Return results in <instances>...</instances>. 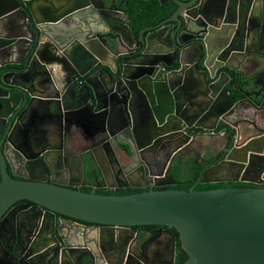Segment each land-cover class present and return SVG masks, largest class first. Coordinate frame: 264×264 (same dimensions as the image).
<instances>
[{"label": "water", "instance_id": "water-1", "mask_svg": "<svg viewBox=\"0 0 264 264\" xmlns=\"http://www.w3.org/2000/svg\"><path fill=\"white\" fill-rule=\"evenodd\" d=\"M127 2L0 0V224H8L13 235L10 244L0 238V252L5 247L12 256L3 263L35 264L45 256L47 264H127L130 255L136 264H149L132 250L101 258L87 244L78 249L59 239L55 231L73 218L100 236L109 229L125 232L138 249L144 243L140 247L139 232L131 227L160 226L172 237L167 264L175 260L174 231L187 254L183 264H264V186L145 189L166 176L182 149L201 144L209 153L220 138L224 157L205 166L198 180L263 183L264 0H172L168 17L138 33L131 18L123 31L125 19L107 16ZM86 75L79 85L76 79ZM37 87L40 93L33 92ZM34 96L45 103V123L55 130L98 127L83 144L98 141L101 148L111 138L129 161L137 152L166 148L163 175L148 172V182L136 185L144 190L128 194L83 191L53 174L49 182L34 177L37 166L47 175L53 154L44 138L33 146L27 137L32 126L23 120ZM218 122L226 133H214ZM196 128L203 132H188ZM17 130L20 147L12 144ZM76 143L68 138L70 148ZM17 158L30 171H16ZM27 206L39 216L17 215V227L25 221L40 227L26 244L4 220ZM46 213L51 222L43 228L38 217Z\"/></svg>", "mask_w": 264, "mask_h": 264}, {"label": "flooded vegetation", "instance_id": "flooded-vegetation-1", "mask_svg": "<svg viewBox=\"0 0 264 264\" xmlns=\"http://www.w3.org/2000/svg\"><path fill=\"white\" fill-rule=\"evenodd\" d=\"M154 1L159 5L168 4L173 6L172 0H159V2H157L156 0ZM161 2H163V4ZM256 5L258 6L259 2ZM118 8H119L118 9L119 12L122 13L113 14L107 12V16L116 15L121 19H125L124 23L121 24V29H123V31L128 30L130 27L126 19L127 17L131 18L130 14L126 9H124V6H122L121 3L119 4ZM142 28L144 27H140V28L139 26L136 27L135 32L137 31V29L141 30ZM97 69L98 66H96V69L94 70ZM91 73L92 71L89 72L88 75H90ZM88 75L76 79L79 85L82 86L86 83L85 79ZM220 100L222 102H225V99L223 97H221ZM139 113L141 112L138 110V112H136L135 114L136 115L135 120H138V118L140 117ZM30 120L31 119L27 118L26 120H23V123L28 124ZM222 128H223L222 125L220 124V122H218L216 129L214 130V133L218 131H222V133H226L227 130L224 131ZM30 129L32 130V132L34 131V129L29 128L27 130V137L31 142V144H33V146H36L38 140L37 138L32 136L31 132H28ZM83 129H84V125L81 124H78V126L67 125L64 126V128L56 129V134L58 138H60L59 141H61V143H59L58 145H53V146L51 145V147H48L49 149L48 151H50L53 154L50 160V166L46 168L47 175L45 176L43 174V170L39 166L35 168L32 175L38 178L39 180H45L49 182L50 174L51 175L53 174L52 177L55 180L64 182L67 184V186H70L72 188H78L83 191L85 189H89V191H96L98 189L138 188L136 187V185L139 184L142 185L148 182V177H147L148 172L153 174L157 173L163 175L162 172L164 171V165L165 166L167 165L169 161L168 159L170 158L169 157L170 152L169 150H166V148L153 147L150 150H145L139 153L137 152L133 155V157L129 161V159L124 157L123 147H121L122 146L121 143L116 144L115 141L111 138H106L107 140L102 142L104 145H106L105 147H101V148L98 147L97 146L98 141L91 143L88 141L84 143L86 145L84 147L83 142H85L86 139H89L90 136H93L94 133L98 131V127L95 126L94 130H92L91 132L89 131V134L86 135L84 134ZM261 129L264 130V126H261ZM188 132H191V134H196L198 132H203V129L201 128L189 129ZM15 133L17 136L14 135V137L12 138V144L13 146L16 145V147H20L22 137L20 133H18V130ZM222 135L224 136V134ZM243 135H245V133ZM71 137H74V140L77 141L76 146L73 148H70L68 144V138L70 139ZM94 137L98 139L97 136ZM83 138L86 139L83 141ZM224 142L225 139L220 138L219 143L214 145L209 153L205 152L206 148L204 146H201V144H194L190 147H186L182 149V151H180L175 156L171 164H169V168L173 163L177 161L182 162V164L184 165L190 164L191 162H195L197 164L196 169L198 165H201L199 170L209 164L216 163L217 161L221 160L224 157V152L220 151L221 148L223 147ZM101 149L103 151H101ZM7 168L9 171V166H7ZM26 168H27L26 163L22 165V161H20L17 158L14 164V169L16 171L25 174L28 171H30L29 169L27 170ZM193 173L195 174V172ZM13 177L17 178V176H13ZM163 179L164 177L160 176V178L155 181L157 185H150L149 188L151 186L159 187L165 185L166 181H164ZM227 182H238V181H227ZM123 183L127 184L128 186L118 187L119 184L122 185ZM246 183H251V182H246ZM112 184L116 185L117 187L109 188L108 185H112ZM251 184H255V183H251ZM255 185L264 186V181L262 184H255ZM138 189H144V188H138ZM17 204L22 205V202H17ZM28 207L30 206H27L25 210L23 209L20 210V208H16L13 213L9 212L8 215L6 214L7 213L6 211L2 215V217H5L7 215L4 221H9L13 226H16V229L18 228V232L21 233L20 235L21 238L24 239L23 243L26 244L34 239V237L37 234V226L40 227L39 222H37V224L33 227V225L31 226L30 222H26V221L23 223V226L19 225V227H17V223H18V219L16 222L17 215H19L18 218H22V219L23 217L25 218L24 216L25 214H32L31 216H35V217L39 216L37 210H33V209L29 210ZM58 217L59 214H56L55 215L56 221ZM40 220L43 222L41 224V227L43 228L46 226L48 227L51 222V218L47 213L38 217V221ZM7 225L8 224H6L3 221L0 224V238H2V243L4 241L7 242V244H10L13 235H11L12 230L8 228ZM57 225L59 224L56 223V227ZM89 225L91 224L88 223L84 224V222L80 220L68 218L67 221H64L63 225L60 226L61 227L60 231H55V232L56 235L59 237V239H60V235L63 236L64 240H66V243L68 242V243L79 244V246L77 247L78 249L86 248L84 246L89 245L91 248H94V251L98 254V257L101 258L102 256H109L111 253L114 252L119 253L122 250L124 252L126 251V254L129 255L128 250H132L134 253H136L141 257L145 256L144 258L146 259L147 256L143 254L144 250L142 249H144V247L148 245L147 243H149V239H147L145 235L147 232L152 233L153 230L160 231L157 230L160 226H155V225L131 227L133 230L139 232L137 243L140 244V247L144 243L142 248L138 249L136 245L134 244L130 245V243H128L127 237L129 235L126 234L125 232L116 233L114 230L109 229L102 231L103 235L100 236L97 235V232L96 235L93 234L94 230L97 231L96 229L87 230L88 228H85L88 227ZM171 229L173 230V228ZM160 232H165V231H160ZM174 233H175V251H176V243L178 238H177V233L175 231ZM115 236H117V238H115ZM1 251L2 252H0V264H4L3 263L4 260L5 261L7 260L8 262H12L11 261L12 256H10L7 249L4 247V249H2ZM17 251L20 252L19 250ZM167 252H169V260H170L171 252H172V242ZM77 255L78 254H76V256ZM112 261L114 262V260ZM71 264H77V262L73 261L71 262ZM127 264H136L135 260L130 255Z\"/></svg>", "mask_w": 264, "mask_h": 264}, {"label": "trees", "instance_id": "trees-1", "mask_svg": "<svg viewBox=\"0 0 264 264\" xmlns=\"http://www.w3.org/2000/svg\"><path fill=\"white\" fill-rule=\"evenodd\" d=\"M124 9H126L132 21L140 27L153 25L160 21L163 18L168 17L174 7L172 5H159L158 3L154 2V0H128L126 8L124 6ZM196 163L191 162L190 166V174L191 177L187 178L186 180L179 181L174 175L173 170L171 169V166L169 168L168 173L164 177V181H166L165 185L156 187L151 186L148 189H167V188H175V189H189L191 186H193L194 189H212L217 187H256L257 185L246 183V182H217V183H201L198 178L199 174L202 171L203 168H201L198 171V174L194 176V173L196 171ZM176 171V170H174ZM193 177V178H192ZM174 182V183H169ZM144 189H138V188H118V189H98L95 192L97 193H104V194H128V193H134L143 191ZM84 191L89 192V189H85ZM187 258V254L185 251L181 248L179 240L177 239L176 243V254H175V260L174 264H183L184 261Z\"/></svg>", "mask_w": 264, "mask_h": 264}, {"label": "crops", "instance_id": "crops-1", "mask_svg": "<svg viewBox=\"0 0 264 264\" xmlns=\"http://www.w3.org/2000/svg\"><path fill=\"white\" fill-rule=\"evenodd\" d=\"M159 2V0H156ZM120 2V0H118ZM155 2V1H154ZM171 3V2H169ZM173 4V3H172ZM223 5V3H222ZM49 6V5H48ZM122 12H119V14ZM123 16V14H122ZM145 27V26H144ZM140 30L137 29L136 33H138ZM99 79H98V84H99ZM101 85H98L100 87ZM32 90H34L32 88ZM38 90H40L39 87H37L33 92L34 93H40ZM99 90V89H98ZM40 98L39 96H34V100H32V103L30 105V108L27 110V113L25 114L24 120L31 119L30 120V125L34 131L30 129L28 132H31L32 136L35 138L41 137V139L44 138L45 142L48 143L49 146L53 145H58L61 143L60 138H58L56 134L55 128L53 129L50 125L47 123L45 124V115L48 114L43 107L45 103L39 102L36 99ZM29 111V112H28ZM27 122V121H24ZM223 126V125H222ZM93 125L91 124H85L83 132L84 134H89V131L91 132L94 130ZM99 147V146H98ZM97 231H93V234L96 235ZM92 234V235H93ZM145 237L149 239L148 245L144 247L143 254L147 256L145 259L142 257L144 260L148 261L151 264H167L169 261V252H167L168 248L171 245V237L168 233L166 232H160V231H154L147 232ZM145 239V238H144ZM145 241V240H144ZM44 250H40V253H43ZM47 259L48 257L45 258V256L42 258L41 261L35 260V264H47Z\"/></svg>", "mask_w": 264, "mask_h": 264}, {"label": "rangeland", "instance_id": "rangeland-1", "mask_svg": "<svg viewBox=\"0 0 264 264\" xmlns=\"http://www.w3.org/2000/svg\"><path fill=\"white\" fill-rule=\"evenodd\" d=\"M171 169L176 170V171L173 170V172H174L175 177L179 181H183V180H186L187 178L191 177V174H190L191 166H190V164L184 165V164H182V162L177 161L171 165Z\"/></svg>", "mask_w": 264, "mask_h": 264}]
</instances>
